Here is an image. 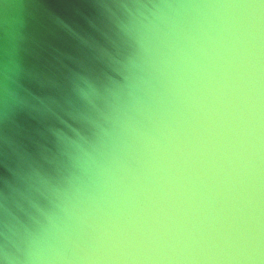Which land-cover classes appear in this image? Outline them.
I'll use <instances>...</instances> for the list:
<instances>
[{
    "label": "water",
    "instance_id": "1",
    "mask_svg": "<svg viewBox=\"0 0 264 264\" xmlns=\"http://www.w3.org/2000/svg\"><path fill=\"white\" fill-rule=\"evenodd\" d=\"M0 264H264V0H0Z\"/></svg>",
    "mask_w": 264,
    "mask_h": 264
}]
</instances>
